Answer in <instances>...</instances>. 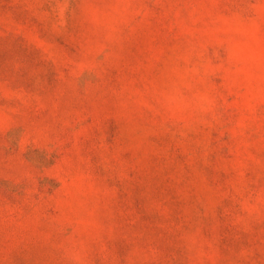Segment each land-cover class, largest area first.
Listing matches in <instances>:
<instances>
[{
  "label": "rangeland",
  "instance_id": "1",
  "mask_svg": "<svg viewBox=\"0 0 264 264\" xmlns=\"http://www.w3.org/2000/svg\"><path fill=\"white\" fill-rule=\"evenodd\" d=\"M0 264H264V0H0Z\"/></svg>",
  "mask_w": 264,
  "mask_h": 264
}]
</instances>
